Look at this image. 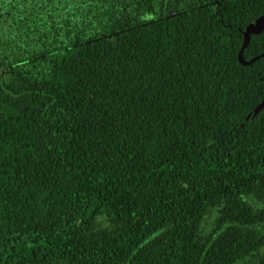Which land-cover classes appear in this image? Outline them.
I'll return each instance as SVG.
<instances>
[{
	"label": "trees",
	"instance_id": "1",
	"mask_svg": "<svg viewBox=\"0 0 264 264\" xmlns=\"http://www.w3.org/2000/svg\"><path fill=\"white\" fill-rule=\"evenodd\" d=\"M263 13L0 0V264H264Z\"/></svg>",
	"mask_w": 264,
	"mask_h": 264
},
{
	"label": "water",
	"instance_id": "2",
	"mask_svg": "<svg viewBox=\"0 0 264 264\" xmlns=\"http://www.w3.org/2000/svg\"><path fill=\"white\" fill-rule=\"evenodd\" d=\"M263 30H264V13L262 15H260L254 22L249 23L246 26L245 30L243 31L244 41H243L241 49L239 51V61L241 62V64L249 65V64L253 63L258 57H260V56L264 57V53H262L260 56L253 57V58L247 60V59H245V57L243 55L245 48L248 46V44L251 40V35L252 34H260L263 32ZM263 108H264V99L254 109L253 115L258 114ZM250 115L251 114H249V116Z\"/></svg>",
	"mask_w": 264,
	"mask_h": 264
}]
</instances>
